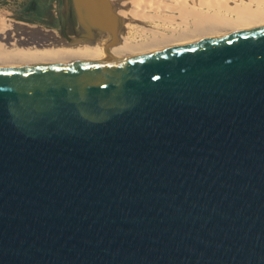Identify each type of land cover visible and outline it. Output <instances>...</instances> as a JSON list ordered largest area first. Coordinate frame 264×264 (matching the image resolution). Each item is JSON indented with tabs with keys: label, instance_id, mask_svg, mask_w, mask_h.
<instances>
[{
	"label": "water",
	"instance_id": "water-1",
	"mask_svg": "<svg viewBox=\"0 0 264 264\" xmlns=\"http://www.w3.org/2000/svg\"><path fill=\"white\" fill-rule=\"evenodd\" d=\"M120 21L63 0L103 57L0 64V264H264V24L115 57Z\"/></svg>",
	"mask_w": 264,
	"mask_h": 264
},
{
	"label": "bare ground",
	"instance_id": "bare-ground-1",
	"mask_svg": "<svg viewBox=\"0 0 264 264\" xmlns=\"http://www.w3.org/2000/svg\"><path fill=\"white\" fill-rule=\"evenodd\" d=\"M120 16L113 56L144 54L264 24V0H110ZM109 34L69 43L0 13V64L60 63L103 57Z\"/></svg>",
	"mask_w": 264,
	"mask_h": 264
},
{
	"label": "rangeland",
	"instance_id": "rangeland-1",
	"mask_svg": "<svg viewBox=\"0 0 264 264\" xmlns=\"http://www.w3.org/2000/svg\"><path fill=\"white\" fill-rule=\"evenodd\" d=\"M63 0H0V13L6 18L26 25L42 27L60 34ZM70 26L77 29V21L71 8ZM71 29V28H70Z\"/></svg>",
	"mask_w": 264,
	"mask_h": 264
}]
</instances>
